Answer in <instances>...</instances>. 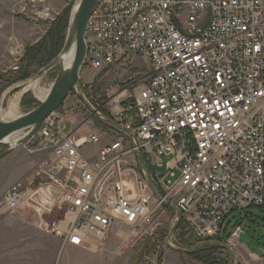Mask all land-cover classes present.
Wrapping results in <instances>:
<instances>
[{
	"label": "built area",
	"instance_id": "2783aa9c",
	"mask_svg": "<svg viewBox=\"0 0 264 264\" xmlns=\"http://www.w3.org/2000/svg\"><path fill=\"white\" fill-rule=\"evenodd\" d=\"M51 3L23 0L21 15L49 18ZM85 43L82 80L132 58L147 67L131 96L89 103L123 136L87 158L82 149L99 135H65L55 113L38 134L47 158L6 192L0 214L32 209L63 246L98 254L114 228H127L132 244L157 239L170 204L186 239L236 248L243 228L229 218L264 211V0H101ZM154 130L164 133L141 139ZM138 155L161 200L134 166Z\"/></svg>",
	"mask_w": 264,
	"mask_h": 264
},
{
	"label": "rangeland",
	"instance_id": "374dc122",
	"mask_svg": "<svg viewBox=\"0 0 264 264\" xmlns=\"http://www.w3.org/2000/svg\"><path fill=\"white\" fill-rule=\"evenodd\" d=\"M76 1L51 0L52 16L35 21L21 15L23 0H0V121L3 120L2 111H8L11 101L13 102L20 95L19 116L37 108L36 103L40 104L41 99L38 98L36 91L28 89L30 84L36 82L43 92L51 89L59 72V65L45 71L51 62L48 61L49 64L47 63L45 66H41L39 61L24 65L22 60L28 49L41 43L53 31L54 23L64 13L68 16V27L62 30L59 37L55 59L60 55L66 42L71 13ZM21 68L29 71L28 79H19L20 75L17 70ZM146 69L143 61L132 58L129 62L116 66L110 71L94 73L84 71L82 78L84 77L85 82L82 80L81 87H88L86 83L93 81L92 89L88 87V92L82 89L84 99L93 104L94 100L97 103L116 100L124 93L131 96L134 85L142 82ZM18 86L21 87L10 91ZM24 99H32L34 103L25 108L22 106ZM84 105L83 101H80L77 94L74 93L70 95L63 108L56 113L63 119V134L68 135L74 130H79L77 128L88 125L95 128V132L99 131L105 135L103 136L104 144H110L123 136H120V133L109 125H104L95 119ZM25 133L19 134L18 138L21 139ZM42 143L39 135H36L30 142L14 149L9 156L0 161V205L9 188L15 182L31 176L34 170L47 158L48 153L43 151ZM102 147V144L88 145L82 149V153L87 158L96 159ZM7 150L5 147H0V155ZM134 166L140 176L145 179L144 171L139 163ZM157 172L164 173L165 171L158 169ZM178 177L179 174H177ZM172 180L175 182L177 179L172 178ZM55 216H58L57 213H54L52 217H43L46 221H50ZM18 220L40 224L41 218L32 209H22L13 214H0V226L5 222L14 223ZM174 220L175 210L169 209L162 217L164 226L157 239L150 237L135 244L125 241L126 236L129 235L126 228L119 230L120 235H118V231L110 233L104 251L96 254L98 256L86 253L81 249L71 247L63 249L60 243H58L59 253L56 255L54 254L55 244L48 240L50 237H47L41 229L38 230L39 238L32 234L31 230L27 231L30 228H26L24 234H21L22 238H17L18 242L9 244V241L16 238L7 229H3V232H0V264H202L169 247L167 241L172 227L176 225H173ZM228 221L232 227L240 225L243 228L238 246L233 250L238 255L241 252L253 258L263 257L264 211L252 208L247 213H235ZM180 231L177 227L174 231L173 243L175 246L191 249L198 245L195 241L186 238L181 244ZM192 244L194 246L191 247ZM16 247H20L19 252H14L13 249ZM215 257L228 261V264H235L234 257L224 248ZM246 262L245 258L240 257V264H246Z\"/></svg>",
	"mask_w": 264,
	"mask_h": 264
},
{
	"label": "water",
	"instance_id": "95a60500",
	"mask_svg": "<svg viewBox=\"0 0 264 264\" xmlns=\"http://www.w3.org/2000/svg\"><path fill=\"white\" fill-rule=\"evenodd\" d=\"M101 0H77L73 6L70 26L68 35L66 38L65 45L62 49L60 55L52 61L45 71L51 70L53 67L59 65V72L57 77L49 90L47 97L44 100H40V104L36 109L20 115L13 120H1L0 121V147H5L8 149L6 152L0 155V161L10 155V153L28 142L38 135L46 122L58 111H60L65 102L68 100L70 95L77 94L79 99L83 101L86 107L94 114L95 118L99 120L104 125H109L110 127L124 133L117 124L113 121L101 117L98 113L94 112L90 104L84 99L81 89V70L84 63V58L86 54V32L89 20L96 10ZM72 54L71 62L66 60L68 55ZM21 86L10 89V91L17 90ZM9 91V92H10ZM26 132L25 135L18 139L13 145L8 143L13 137H17L19 134ZM164 133L163 130H154L147 134L141 136L144 141L150 140L155 136ZM177 142L178 153L181 154L183 151V142L179 136L175 137ZM137 160L145 173L146 181L151 188L154 195L161 200V195L156 189L147 165L141 155L137 156ZM170 208L174 209L178 216H180L179 210L173 206L168 205ZM176 227H172L170 235L168 237V245L170 248L178 252L179 254L191 255L201 249L206 247H218L226 249L235 259V264H240L239 255L226 243L224 242H205L194 246L191 249H184L175 245H170Z\"/></svg>",
	"mask_w": 264,
	"mask_h": 264
},
{
	"label": "trees",
	"instance_id": "16d2710c",
	"mask_svg": "<svg viewBox=\"0 0 264 264\" xmlns=\"http://www.w3.org/2000/svg\"><path fill=\"white\" fill-rule=\"evenodd\" d=\"M53 26H54L53 31H51L48 34V36H46L41 41V43L28 49L27 54L24 56L22 60L24 65L39 61L41 66H45L48 63V61L50 63L55 59L56 48L59 42V37L62 34V30L68 27V16H66V14L64 15L63 13L62 16H60V18L54 23ZM17 73H19L20 75L19 79L22 80H26L30 77L29 71L27 69H23V68L18 69ZM32 103H34L32 99H24L22 106L26 108L30 106ZM36 104L37 106L39 105V103ZM104 116L109 118L107 115ZM147 166L150 171V174H152V169L148 164ZM178 229L182 231L183 230L182 225H180ZM228 234L229 232L227 233L226 238L228 237ZM181 235L182 236L179 237V240L181 241V244H183L186 236L184 233H182ZM192 246L194 245L192 244L191 247ZM221 250L222 248H218V247H206L191 255H188V257L202 264H228V261H224L215 257Z\"/></svg>",
	"mask_w": 264,
	"mask_h": 264
},
{
	"label": "crops",
	"instance_id": "0c3cea01",
	"mask_svg": "<svg viewBox=\"0 0 264 264\" xmlns=\"http://www.w3.org/2000/svg\"><path fill=\"white\" fill-rule=\"evenodd\" d=\"M84 78V77H83ZM85 82V81H84ZM77 129H79V130H74V132L75 133H77L76 135L78 136V138H85V137H89L90 135H99V137L101 138V142H100V144H102V146L103 147H105L106 145H110V144H112L111 142H110V144H104V137L103 136H105L104 134H102V133H99V131L98 132H95V128H91V127H89L88 125H84V126H81V127H79V128H77ZM73 133V132H72ZM109 136V135H108ZM106 138V137H105ZM99 144V145H100ZM102 147V148H103ZM101 148V149H102ZM100 152V151H99ZM29 177H31V176H29ZM28 177V178H29ZM27 179V178H26ZM20 181H22V180H20ZM18 182V181H17ZM17 182H15V183H17ZM14 183V184H15ZM13 184V185H14ZM12 185V186H13ZM11 186V187H12ZM10 187V188H11ZM9 188V189H10ZM8 189V190H9ZM22 210V209H21ZM23 210H28V208H24ZM35 212V211H34ZM36 215L39 217V215L36 213ZM40 218V217H39ZM26 228H30V229H27V231H30L31 230V232H32V234H34V235H36L37 236V238H39V236H40V232H38V230L39 229H41L42 231H43V229H42V220L40 221V224H38L37 222H33V221H30V222H26V221H22V220H18V221H15L14 223H10V222H5L4 224H2L1 226H0V232H3V229H7L8 230V232H10L11 234H13L14 236V238H16V239H12L11 241H9V244H11V243H13V242H18L17 241V238L18 239H21L22 238V236L23 235H21V234H24V229H26ZM125 228H121V229H117V228H114L113 229V231L111 232V234H113L115 231H118V235H120V231L119 230H124ZM127 229V228H126ZM40 231V230H39ZM44 232V231H43ZM45 233V232H44ZM47 235V234H46ZM47 237H50V238H48V240H51L54 244H55V248H54V254H58L59 253V246H58V243H60V246L63 248V249H65V248H68V247H70V246H63V244L61 243V241L60 240H58V239H56V238H54V237H52V236H50V235H47ZM14 240V241H13ZM109 240V236H108V239H107V241ZM106 241V242H107ZM14 246V245H13ZM71 248H73V247H71ZM75 249H77V248H75ZM105 249V248H104ZM104 249H103V251H104ZM14 250V252H19V250H20V247H16V248H14L13 249ZM86 252V251H85ZM86 253H88V252H86ZM101 253V252H100ZM90 254V253H89ZM93 255H95V256H98V255H96V254H93ZM239 257H241V258H245L246 260H247V262H246V264H264V256L263 257H260V258H258V257H255V258H253V257H250L249 255H246V254H243V253H241V252H239Z\"/></svg>",
	"mask_w": 264,
	"mask_h": 264
},
{
	"label": "bare ground",
	"instance_id": "6f19581e",
	"mask_svg": "<svg viewBox=\"0 0 264 264\" xmlns=\"http://www.w3.org/2000/svg\"><path fill=\"white\" fill-rule=\"evenodd\" d=\"M71 57H72V54L70 53V55H68L66 57V60L68 62H71ZM28 89L36 91L37 94H38V98L41 99V100H44L47 97L48 93H49V91L43 92L42 90H40L39 87H38V84L36 82L30 84ZM20 100H21V95L18 96L13 102L11 101V104L9 106L8 111H6V112L2 111V118L4 120H13V119H16L19 116ZM18 139H19L18 136L17 137H13L10 140H8V143L13 145L14 143H16L18 141Z\"/></svg>",
	"mask_w": 264,
	"mask_h": 264
}]
</instances>
